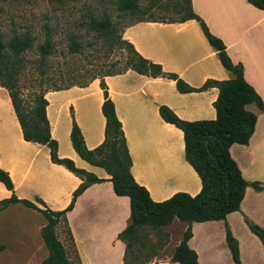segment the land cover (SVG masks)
<instances>
[{"label":"crops","instance_id":"obj_1","mask_svg":"<svg viewBox=\"0 0 264 264\" xmlns=\"http://www.w3.org/2000/svg\"><path fill=\"white\" fill-rule=\"evenodd\" d=\"M190 1L210 32L223 41L231 61L242 65L245 80L264 102V10L247 0ZM122 38L143 58L159 64L162 71L151 76L126 69L102 77L126 137L131 173L153 201L166 200L178 192L196 195L201 179L185 159L183 132L161 117L159 107L167 106L185 121L215 119L213 102L218 87L203 86L208 80L229 79L231 73L222 66L195 19L135 21L123 28ZM178 79L191 89L180 91ZM100 82L101 78H93L82 85L47 90L46 117L50 135L57 141L58 156L71 159L76 167L102 179L85 188L66 213L81 264H123L125 243L118 234L129 222V197L116 195L110 175L82 159L70 140L74 120L87 148L93 149L103 141L104 90ZM247 109L256 115L254 131L247 144H231L229 153L244 179L258 181L263 188L247 186L240 209L228 213L225 219L191 224L187 243L197 253L199 264H234L226 242V224L238 241L241 263L264 264V245L244 221L246 216L264 228V113L254 104ZM0 168L13 184V190H9L0 182V200L10 198L13 192L19 199L55 211L70 204L82 182L64 165L51 160L47 145L24 139L9 92L1 85ZM45 222L40 212L21 203L0 209V253H5L6 264H39L44 257L37 262L33 253L37 245L44 244L41 228ZM185 228L178 219L163 226L161 234L169 235L148 264H179L170 256ZM148 235L157 240L159 233L149 231ZM20 251L27 253L24 260L19 258Z\"/></svg>","mask_w":264,"mask_h":264},{"label":"trees","instance_id":"obj_2","mask_svg":"<svg viewBox=\"0 0 264 264\" xmlns=\"http://www.w3.org/2000/svg\"><path fill=\"white\" fill-rule=\"evenodd\" d=\"M61 1V0H60ZM165 0H152L148 8ZM170 1V0H166ZM253 6L264 10V0H247ZM117 7L122 12L138 10V0H118ZM174 16L169 21H184L195 19L198 21L209 44L216 50L222 66L231 73L226 80H208L203 88L215 84L218 87V96L213 102L216 111L215 119L185 121L167 106H160L161 117L180 128L184 137L185 159L195 169L201 179V190L196 195L178 192L166 200L153 201L147 189L138 184L131 173V155L128 150L126 137L122 125L118 119L115 106L109 98L104 75L120 73L126 69H133L138 73L157 76L162 74L161 66L143 58L133 45L122 40L128 51L121 64L122 70L107 73L101 76L100 85L104 90L102 113L105 117L104 139L95 148L86 147L83 136L76 122L72 121L70 140L77 154L87 162L102 167L109 175L113 190L116 195L128 196L130 201V217L127 226L118 234V238L125 243L124 263L133 264L134 250L153 245L152 257L163 246L164 237L160 239L162 227L178 219L186 224L179 243L175 246L170 260L179 264H199L197 253L188 246L191 236V224L207 220L225 219L226 215L240 209V203L247 186L262 189L258 182H248L241 174L236 162L230 156L229 147L233 143L247 144L251 137L256 122L254 112L247 109V105L254 104L264 113V102L253 87L247 83L243 75L241 64H234L225 50L223 41L212 34L206 23L193 11L190 0H174ZM178 15L177 17H175ZM90 24L99 34L109 33L112 21L107 12H103L98 18L90 16ZM154 20V19H153ZM164 20V19H162ZM35 37L30 29L13 30L5 39L0 31V65L8 64L10 58H17L28 49L33 48ZM80 43L71 39L69 49L77 51ZM38 51L42 57L47 56L53 49L49 35L38 44ZM176 78L175 75H170ZM92 76L89 80L95 78ZM88 80V81H89ZM7 89L6 81L0 84ZM177 88L187 91L191 88L182 80H177ZM8 90V89H7ZM47 90L35 92L32 100L26 101L17 94L8 90L13 108L20 123L23 137L27 141L42 143L48 146L51 160L64 165L82 179L80 185L74 190L70 204L62 210H51L47 207L40 208L32 201L19 199L13 192L10 198L0 200V209L10 203H21L35 209L45 217V224L41 228V237L47 249V255L39 264H81L75 250L71 231L67 224L66 213L90 184L100 182L96 177L83 169L75 166L69 158H60L57 154V141L50 135L49 123L46 117L47 101L44 93ZM0 182L9 190H13V184L9 174L0 168ZM37 202H44L37 198ZM244 221L250 231L254 233L264 245V228L251 221L246 216ZM63 226L65 233L71 242L74 257L69 253L58 236V227ZM149 231H157V240L149 238ZM166 236V235H165ZM226 242L231 252L234 264H242L239 256L237 239L231 233L226 224ZM139 247V249H138ZM151 260H149L150 262ZM147 262V264L149 263Z\"/></svg>","mask_w":264,"mask_h":264},{"label":"rangeland","instance_id":"obj_3","mask_svg":"<svg viewBox=\"0 0 264 264\" xmlns=\"http://www.w3.org/2000/svg\"><path fill=\"white\" fill-rule=\"evenodd\" d=\"M117 1L0 0V31L5 39L13 30L22 29H30L35 37L33 48L17 58L11 57L8 64L0 65V84L6 81L8 90L30 101L35 92L82 85L92 76L101 78L104 74L122 70L121 64L128 53L121 43L123 28L140 20L169 19L171 15L174 16V0H165L151 8H148V4L152 0H138L139 9L126 12L118 9ZM104 11L108 13L112 25L109 33L99 34L92 28L89 17L98 18ZM47 35L53 49L42 57L37 46ZM72 38L81 45L77 51L69 49ZM57 231L69 256L74 257L65 228L60 226ZM164 233H160V239L165 237ZM173 234H177L176 229ZM168 235L166 233V237ZM152 247L134 250L132 263L147 264L153 255ZM0 255V264H6L8 259L5 253L1 252ZM18 255L20 260H24L27 253L20 251ZM33 255H36L37 262L45 257V245H37Z\"/></svg>","mask_w":264,"mask_h":264}]
</instances>
